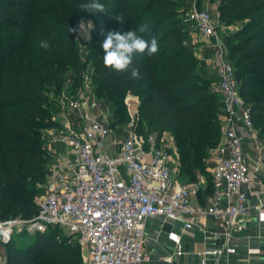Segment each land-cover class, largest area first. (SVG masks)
Returning <instances> with one entry per match:
<instances>
[{"label":"trees","instance_id":"16d2710c","mask_svg":"<svg viewBox=\"0 0 264 264\" xmlns=\"http://www.w3.org/2000/svg\"><path fill=\"white\" fill-rule=\"evenodd\" d=\"M208 1L216 3L224 23L237 25L222 41L234 67L238 93L264 140V0ZM83 2L87 0H0V219L30 218L36 213L39 191L34 187L45 183L54 158L41 147V129L54 126L52 117L59 109L65 80L70 79L71 91L78 87L88 61L99 82L95 94H104L101 98L114 110V120L122 119L124 93L137 94L147 127L158 135L170 132L174 136L182 180L193 182L198 173L208 175L209 149L221 139V112L212 108L220 109L222 103L220 96L208 91L209 80L199 78L195 71L198 61L183 44L185 36L179 29L186 25L182 20L185 3L99 0L105 12L89 13L78 11ZM82 16L93 21L86 59L75 43V33L68 32ZM116 16L122 17L123 24ZM138 24L148 25L145 39L155 36L159 51L152 57L134 56L131 67L139 68L141 78L133 80L129 78L131 67L117 72L103 65L101 33L127 32ZM42 41L49 47H41ZM214 97L220 102L213 104ZM211 188H201V192L210 194ZM51 231L36 233L43 237L35 241L15 239L13 234L4 245L8 264H83L70 247L49 248ZM11 251L16 252L17 260L9 256Z\"/></svg>","mask_w":264,"mask_h":264},{"label":"built area","instance_id":"2783aa9c","mask_svg":"<svg viewBox=\"0 0 264 264\" xmlns=\"http://www.w3.org/2000/svg\"><path fill=\"white\" fill-rule=\"evenodd\" d=\"M185 1L183 22L204 40L212 38L214 42L207 44L217 49L213 68L222 103L221 139L209 151L212 188L205 204L194 203L201 192L196 181L175 180L177 153L164 142V133L158 135L147 125L140 131L132 114L124 124L112 119L111 108L97 98L83 74L73 91L70 79L65 80L59 102L71 116L63 115L59 131L50 134L52 142L65 147L66 155L52 159L32 217L0 219V246L18 230L57 229L76 239L83 264H173L183 254L181 233L168 231L173 250L156 258L146 251V220L180 222L188 231L198 217H211L223 244L196 251L199 263L205 264L209 258L235 252L230 243L245 226L250 197L257 199L258 219L264 222V140L238 93L234 67L211 12L198 7L197 0ZM124 100L130 113L134 101ZM246 139L252 143V159L243 150ZM0 264H8L2 251Z\"/></svg>","mask_w":264,"mask_h":264},{"label":"crops","instance_id":"0c3cea01","mask_svg":"<svg viewBox=\"0 0 264 264\" xmlns=\"http://www.w3.org/2000/svg\"><path fill=\"white\" fill-rule=\"evenodd\" d=\"M182 1L186 2L185 0ZM186 40L190 41L189 45L193 46L195 50L194 55L199 60V68L206 74L210 72L208 68H212V73L216 76L211 64L212 55L217 52V49L215 46H208L207 44L208 42L213 43L214 40L212 38L209 41L204 40L195 29L189 32ZM198 50L203 52L202 56L199 54L198 57ZM51 144L50 142V146ZM243 150L250 159L253 158L254 151L249 140L243 143ZM55 151L59 154L57 150ZM59 155H66L65 147L62 154ZM257 203L255 197L249 198L245 226L238 233L237 238L230 243L235 248V252L226 253L218 259L209 258L205 264H264V222L258 219ZM165 225H167L166 231H160ZM170 230L180 232L182 235L180 248L183 254L176 258L173 264H200L196 251L204 247L223 244L222 236L217 233V227L211 217H198L195 226L188 231L182 230L180 222L173 223L163 221L160 217H151L146 220L145 224L146 251L157 253L155 256L153 255L156 258H161L165 253L171 252L173 245L166 238V233Z\"/></svg>","mask_w":264,"mask_h":264},{"label":"rangeland","instance_id":"374dc122","mask_svg":"<svg viewBox=\"0 0 264 264\" xmlns=\"http://www.w3.org/2000/svg\"><path fill=\"white\" fill-rule=\"evenodd\" d=\"M64 1H65V3H68L70 0H64ZM179 1H182V0H179ZM184 3L185 4L183 5V7H186L188 4L186 2H184ZM197 6L201 7V8H206L211 12L214 23H215L217 31H218V35L221 38L224 35H226L227 33H232L236 29V27H237L236 24H226L221 20L219 12H218L217 7H216V3H210L208 0H201L197 4ZM80 21H83L85 24H87L89 21H91V23L93 25V21L91 20V18H88L85 16H82L78 22H80ZM193 29L194 28H192L191 26L183 24L179 29V31H180L179 33L181 35L185 36L183 39V44L187 46V49L190 50V53H192L193 56L195 57V59H197V56L194 55L195 50L193 49V46L189 45L190 41L186 40L187 36L189 35V32ZM75 43L80 50H83V52H82L84 55L83 58L86 59V56L89 53L88 46L91 44V30H90V38L86 37L85 35L81 34L80 32H75ZM222 46L224 47L225 52H227V48H225L223 41H222ZM199 54H201V56H202L203 52L201 53V50H198L197 51L198 57H199ZM215 56H216V53L212 55L213 60L215 59ZM227 58H229L228 55H227ZM197 61L199 62L198 59H197ZM91 66H92L91 61H88L87 65L85 67L84 74L87 75V83L89 84L90 87H92L94 89L97 87V85H99V82H98V80H95L94 76L92 75L93 72H92ZM211 66H214L213 61H212ZM195 69H196L195 71L198 74L199 78L209 80L208 91L218 97L219 95L215 90L216 82H217L216 76L212 73V68H208L210 72L208 74H206L204 71H202V69L199 68L198 63H197V67ZM62 89H64V86ZM75 89H77V87H75ZM63 93L67 94L68 91L67 90L63 91ZM101 95L104 96L103 93H101V94L96 93L97 98L100 99L101 102L106 103L109 107H111L110 104L106 100L101 98ZM56 97H59V96L57 95ZM127 97L129 98L130 101H134L133 102L134 105H131L130 113L127 111V107L124 103V101H125L124 99H126ZM211 101L213 104L218 103V101L220 102L219 98L217 99L216 97L212 98ZM54 103H57L56 100ZM139 104H140V97L137 94H134L130 91H126L122 97L123 110H122V112H120L122 116H119V118H122V119L119 122L124 124L130 118V114H132V116L136 118L138 125L139 124L141 125L140 131H142V129H143L142 127L144 125H146V121L143 119V117L140 114ZM60 105L61 104L58 101V108L59 109L57 111H55V113L52 117V120L54 121V126L41 129V133L39 135V138L42 140V142H41L42 149H44L48 154L54 155V157L64 156V155H59V154H62V152L64 151V146L61 144L52 142V138H51L50 134H55L59 131V127H60V123H61V117L63 115L67 116V117L71 116V113H70L71 111L67 107L61 108ZM215 109H217V110H215ZM212 111L220 112L221 107H220V109L219 108H214V109L212 108ZM114 117H115L114 110L111 108V118L114 119ZM218 118L221 119L220 115ZM163 139H164V142L173 150V152L176 151L175 139H174V136L170 132L164 133ZM245 141H247V140H244L243 143H245ZM50 142L52 143L51 144L52 147L50 146ZM54 149L57 150V152L59 154H57ZM209 151H210V149H209ZM175 157H177V156H175ZM207 161L211 162L210 154H208ZM48 167H49V165H48ZM207 171H208V175H203L201 173H198V175H197L196 182L203 189H205L206 187H208V188L211 187L212 164H210V166H207ZM173 176H174L175 180L180 184L188 183L187 181L182 180L181 174H180L178 169L175 170ZM34 188L39 191V193L37 194V197H36V201H37L39 199V197L44 193V183L43 184H36V186ZM208 195H209L208 192H205V191L200 192L198 195V198L195 200L194 203L205 204L206 197ZM166 229H167V225H165L160 231L165 232ZM51 230H52L50 232L51 236H50V239L48 241L49 248L57 247L60 249H65V248L70 247L71 249H74V251L77 253L78 257L81 259L79 247L77 246L76 240L73 236H71L68 233L61 231V230H57V229H51ZM22 231H23V229L18 230V232L14 233V235H17L15 237V239L18 237H20V238L24 237V239L35 241V239L43 237V236H38L36 233H28L27 231L25 234H19ZM53 244H55V246H53ZM51 246H53V247H51ZM0 251H2L5 255L7 254V250L4 246H0ZM46 251L47 250L41 251L39 256L41 257V256L45 255ZM151 253L154 256H155V254H157L154 252H151ZM9 256L13 260L18 259L16 252L11 251L9 253Z\"/></svg>","mask_w":264,"mask_h":264},{"label":"clouds","instance_id":"9594fccd","mask_svg":"<svg viewBox=\"0 0 264 264\" xmlns=\"http://www.w3.org/2000/svg\"><path fill=\"white\" fill-rule=\"evenodd\" d=\"M78 11H87L89 13H103L105 12V5L99 0H87V2L80 3ZM115 19L121 24L122 17L116 16ZM93 29L91 21L85 24L83 21L78 22L76 28L69 27L68 32H80L86 37L90 38V30ZM149 32L147 24H138L135 30L123 32L118 29L115 31L102 32L104 39L101 43L103 49V65L112 68L114 71H127L133 64L134 56L136 54H146L152 57L159 51V44L155 36L150 40L145 39L146 33ZM41 47L48 48L47 41L41 42ZM129 78L139 80L141 78L138 67H131Z\"/></svg>","mask_w":264,"mask_h":264},{"label":"water","instance_id":"95a60500","mask_svg":"<svg viewBox=\"0 0 264 264\" xmlns=\"http://www.w3.org/2000/svg\"><path fill=\"white\" fill-rule=\"evenodd\" d=\"M146 264H159V262H150V263H146Z\"/></svg>","mask_w":264,"mask_h":264}]
</instances>
